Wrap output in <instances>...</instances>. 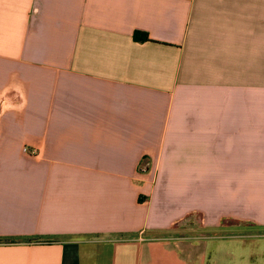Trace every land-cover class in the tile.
<instances>
[{
  "label": "crops",
  "instance_id": "0c3cea01",
  "mask_svg": "<svg viewBox=\"0 0 264 264\" xmlns=\"http://www.w3.org/2000/svg\"><path fill=\"white\" fill-rule=\"evenodd\" d=\"M0 264H264V0H0Z\"/></svg>",
  "mask_w": 264,
  "mask_h": 264
},
{
  "label": "rangeland",
  "instance_id": "374dc122",
  "mask_svg": "<svg viewBox=\"0 0 264 264\" xmlns=\"http://www.w3.org/2000/svg\"><path fill=\"white\" fill-rule=\"evenodd\" d=\"M185 230H183L184 232H186L185 234L187 236H194V235H198L201 230L198 228V222L196 221H187V224L184 227ZM247 229H252V228H247Z\"/></svg>",
  "mask_w": 264,
  "mask_h": 264
},
{
  "label": "trees",
  "instance_id": "16d2710c",
  "mask_svg": "<svg viewBox=\"0 0 264 264\" xmlns=\"http://www.w3.org/2000/svg\"><path fill=\"white\" fill-rule=\"evenodd\" d=\"M134 39L135 40H149V36L146 32L136 30L134 32Z\"/></svg>",
  "mask_w": 264,
  "mask_h": 264
},
{
  "label": "built area",
  "instance_id": "2783aa9c",
  "mask_svg": "<svg viewBox=\"0 0 264 264\" xmlns=\"http://www.w3.org/2000/svg\"><path fill=\"white\" fill-rule=\"evenodd\" d=\"M24 151H25V152H29L28 147H24Z\"/></svg>",
  "mask_w": 264,
  "mask_h": 264
}]
</instances>
